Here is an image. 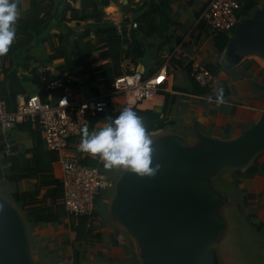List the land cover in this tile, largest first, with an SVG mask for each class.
<instances>
[{
  "label": "crops",
  "instance_id": "1",
  "mask_svg": "<svg viewBox=\"0 0 264 264\" xmlns=\"http://www.w3.org/2000/svg\"><path fill=\"white\" fill-rule=\"evenodd\" d=\"M146 1L151 3L150 7L155 4L159 8L156 16L159 29L151 35H147L142 29L147 17L146 11L150 9L144 7ZM210 2L211 0H111L105 9L106 14H112L119 22L128 17L134 20L141 17L138 38L144 43L146 51L138 64L128 60L121 62L123 76L137 72L144 77H151L160 69H167V81L156 99L134 108L152 111L164 120L163 129L149 133L152 139L164 134H184L194 142L193 128L198 125L205 135L231 140L254 125L264 114V62L257 56H250L231 71L222 68L220 59L224 50L221 48L223 38L220 34L213 36L203 19V13ZM257 2V9L264 7V0ZM242 3L244 4L243 0ZM18 12L20 16L19 9ZM195 61L209 71L216 69L217 78L209 87L201 86L192 76V64ZM82 85L83 91L76 93L85 98L93 96L90 87ZM36 92L37 88H29V94ZM120 101V98L112 99L115 110L124 108ZM107 124L108 122L101 127ZM29 140L28 132L18 127L8 131L0 129V183L6 188L9 185L7 196L11 200L16 191L33 192L37 188V181L33 178L18 183L10 181L13 175L10 158L22 156ZM75 143L71 140L73 154L79 148ZM88 156L104 165L98 155L83 151L80 154L81 161L84 163ZM113 169L119 172L123 167ZM53 172L55 178L62 181V167L58 159L53 163ZM105 173L108 174L107 171ZM226 181L237 183L238 199L244 204V216L241 217L244 224L246 222L258 232L260 229L256 226H261L264 231V151L241 170L228 171ZM41 192L43 194L45 191ZM101 196L102 194L99 197ZM109 197L110 193L103 195V207L99 205L100 208H95L99 226L88 238L84 239L80 234L79 221L68 215L61 221L32 228L33 250L37 262L139 264L138 247L134 239L108 218ZM258 234L264 238V232Z\"/></svg>",
  "mask_w": 264,
  "mask_h": 264
},
{
  "label": "water",
  "instance_id": "2",
  "mask_svg": "<svg viewBox=\"0 0 264 264\" xmlns=\"http://www.w3.org/2000/svg\"><path fill=\"white\" fill-rule=\"evenodd\" d=\"M250 56L264 62V7L239 23L220 65L231 71ZM193 135L194 142L184 134L153 138L152 166L159 164L158 171L141 176L123 168L113 180L107 215L136 242L139 264H218L216 248L228 227L219 210L230 198L215 190L213 180L264 151V114L231 140L205 135L198 125ZM235 201L244 216L242 200ZM0 264H39L22 211L1 193Z\"/></svg>",
  "mask_w": 264,
  "mask_h": 264
},
{
  "label": "trees",
  "instance_id": "3",
  "mask_svg": "<svg viewBox=\"0 0 264 264\" xmlns=\"http://www.w3.org/2000/svg\"><path fill=\"white\" fill-rule=\"evenodd\" d=\"M243 1L237 15L245 19L259 5L257 0ZM110 3L111 0H17L20 16L16 22L15 39L8 53L0 56V98L6 101L9 110L16 109L17 98L29 94L30 87L37 88L36 93L47 101L50 92L39 73L43 66L51 65L60 72V76L67 74L70 79L64 78L65 85L75 92H82L84 84L90 87L94 96L113 90L115 80L123 76L122 61L139 63L146 51L144 43L138 38L141 17L136 20L128 17L118 27L105 19V9ZM150 4L146 1L144 5L150 8L146 11L147 17L142 28L147 35L159 29L156 22L159 8L155 4L152 8ZM134 22H138L136 29L133 28ZM80 26L81 29H78ZM220 36L223 38L221 48L224 49L231 35ZM35 51L40 52L41 57ZM210 72L216 77L215 68ZM58 77H50L49 81ZM134 110L143 119L148 134L164 128V120L157 113ZM120 112L110 102L108 112L89 113L85 126L89 130L98 129L102 124L110 123L111 118H115ZM15 127L27 131L30 140L22 156L10 158L13 172L10 181L18 183L33 178L37 181V188L33 192L16 191L11 198L23 212L31 229L44 223L61 221L67 213L62 200V181L55 178L53 172L57 154L46 147L38 123L26 121ZM81 135L73 139L76 145L80 144ZM84 163L99 166L103 172L106 171L102 163L93 161L90 156L86 157ZM43 190L45 192L42 194ZM99 203L101 197L96 201L97 208ZM96 215L97 212L94 211L92 215L78 220L80 234L84 239L97 230L99 223ZM256 227L262 229L261 226Z\"/></svg>",
  "mask_w": 264,
  "mask_h": 264
},
{
  "label": "built area",
  "instance_id": "4",
  "mask_svg": "<svg viewBox=\"0 0 264 264\" xmlns=\"http://www.w3.org/2000/svg\"><path fill=\"white\" fill-rule=\"evenodd\" d=\"M242 5L241 0H211L203 13L211 34L232 36L242 20L237 15ZM105 19L118 27L124 21L122 19L119 22L112 14H106ZM133 28H138V22L133 23ZM166 70L164 67L151 77H144L137 72L121 76L115 80L111 92L85 98L65 85L64 78L70 79L67 74L60 76V72L51 65L43 66L39 73L50 92L47 101L42 100L38 93L20 95L16 109L9 110L6 101L0 98V129L8 131L26 121L39 124L46 147L58 155L62 167L65 211L68 216L79 220L93 214L98 197L112 189L114 179L99 166L84 164L79 148H76L77 153L71 152V140L82 134L87 124V115L92 112H108L113 98H120L121 106L132 109L155 100L167 81ZM54 76L59 77L49 81ZM192 76L203 87H209L216 79L213 73L197 61L192 64Z\"/></svg>",
  "mask_w": 264,
  "mask_h": 264
},
{
  "label": "clouds",
  "instance_id": "5",
  "mask_svg": "<svg viewBox=\"0 0 264 264\" xmlns=\"http://www.w3.org/2000/svg\"><path fill=\"white\" fill-rule=\"evenodd\" d=\"M18 16L17 0H0V56L8 53L15 39ZM152 145L143 119L134 109L125 107L98 130L84 126L79 148L98 155L107 169L123 167L144 176L154 175L160 167L152 166Z\"/></svg>",
  "mask_w": 264,
  "mask_h": 264
},
{
  "label": "rangeland",
  "instance_id": "6",
  "mask_svg": "<svg viewBox=\"0 0 264 264\" xmlns=\"http://www.w3.org/2000/svg\"><path fill=\"white\" fill-rule=\"evenodd\" d=\"M74 26L75 24H73V27ZM82 26L77 28L81 29ZM35 52L37 56L41 57L40 52ZM1 62L0 58V64ZM31 88L32 87H30V89ZM115 170L113 168H106V171L114 177V180L119 174V172ZM227 172L228 171H223L213 180L215 190L220 195L228 196L230 198V202L227 205L222 206L219 210L220 217L227 221L228 227L225 236L216 248L218 264H263L264 238L258 234L260 232L255 231L256 228H251L246 222L244 224L242 218L239 216V208L235 201L236 197L238 198L236 184L226 181ZM7 188H9V185H7ZM7 188L0 183V193L5 198H8ZM110 192L111 190L103 192L101 198L103 195L105 196V194ZM103 201L101 200V203H99L101 207H103ZM100 211L102 213L103 208H101Z\"/></svg>",
  "mask_w": 264,
  "mask_h": 264
},
{
  "label": "flooded vegetation",
  "instance_id": "7",
  "mask_svg": "<svg viewBox=\"0 0 264 264\" xmlns=\"http://www.w3.org/2000/svg\"><path fill=\"white\" fill-rule=\"evenodd\" d=\"M260 232H262V233H263V232H264V231H263V229H260Z\"/></svg>",
  "mask_w": 264,
  "mask_h": 264
}]
</instances>
